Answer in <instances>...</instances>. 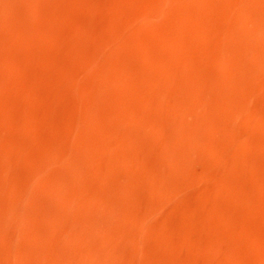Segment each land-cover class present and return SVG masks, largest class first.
I'll list each match as a JSON object with an SVG mask.
<instances>
[{
	"label": "bare ground",
	"instance_id": "6f19581e",
	"mask_svg": "<svg viewBox=\"0 0 264 264\" xmlns=\"http://www.w3.org/2000/svg\"><path fill=\"white\" fill-rule=\"evenodd\" d=\"M0 264H264V0H0Z\"/></svg>",
	"mask_w": 264,
	"mask_h": 264
}]
</instances>
